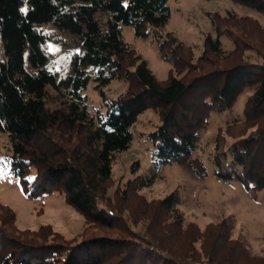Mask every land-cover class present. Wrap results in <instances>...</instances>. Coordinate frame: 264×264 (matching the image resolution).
<instances>
[{
  "label": "trees",
  "instance_id": "trees-1",
  "mask_svg": "<svg viewBox=\"0 0 264 264\" xmlns=\"http://www.w3.org/2000/svg\"><path fill=\"white\" fill-rule=\"evenodd\" d=\"M169 1L0 0V50L5 53L0 61V129L12 141L11 172L30 196L62 193L87 221L107 228L121 225L125 232L74 239L54 233L51 239L42 232L46 224L18 229L14 209L0 202V264H264V246L261 253L252 252L245 237L232 236L233 215L210 222L204 232L193 222L184 227L177 190L159 200L140 197L144 205L137 212L151 216L148 228L153 230L144 235L117 206L109 214L106 192L114 160L130 147L132 129L146 108H156L161 117L149 133L155 145L153 165L159 167L190 157L210 114L233 108L246 87L253 92L243 123L256 128L240 133L229 146L217 144L212 160L216 175L237 178L247 189L264 188V60L239 56L230 65L213 64L214 58L248 47L247 38L223 24L226 17L218 13L211 15L217 36L205 37L195 60L190 45L163 31L171 18ZM231 1L264 13V0ZM50 21L76 36L70 49L72 71L60 78L47 65L49 35L40 27ZM124 25L159 39L162 56L172 64L166 78H158L124 39ZM222 36L234 47L225 49ZM114 79H125L128 88L111 97L105 87ZM91 84L104 108L90 104L85 91ZM51 100L58 105L51 108ZM192 161L197 174H207L202 159ZM152 181L140 175L133 182L143 188ZM155 228L182 236L183 250L169 236L159 237Z\"/></svg>",
  "mask_w": 264,
  "mask_h": 264
},
{
  "label": "rangeland",
  "instance_id": "rangeland-1",
  "mask_svg": "<svg viewBox=\"0 0 264 264\" xmlns=\"http://www.w3.org/2000/svg\"><path fill=\"white\" fill-rule=\"evenodd\" d=\"M169 5L171 18L163 31L175 34L184 43L190 45L195 60L203 52L205 37L208 34L217 36L211 20V15L217 13L226 17L223 19V24L232 27L243 35V38H247L248 47L240 54L214 58L213 64L230 65L239 56L245 60H264L263 12L231 0H170ZM40 27L49 35L44 45L48 55V67L57 71L58 78L70 73L73 56L70 49L76 36L60 29L52 21L45 22ZM122 31L124 39L148 61L149 67L156 76L166 78L172 64L162 56L159 39L152 33L138 35L132 25H124ZM221 41L225 49L234 47L227 36H222ZM4 58L5 53L0 50V61ZM202 64L206 67L211 66L205 62ZM27 66L30 67L28 60ZM127 88L128 82L125 79H114L105 87V91L108 96L116 97ZM85 92L91 105L104 108V99L93 89L92 84ZM252 92L253 87H246L238 96L233 108L210 114L207 123L198 133L197 148L190 157L185 156L159 167L153 165L155 145L149 133L157 128L161 117L156 108H146L139 115L132 129L134 138L130 147L119 152L114 160L113 175L106 192L107 200L110 202V205H107L108 211H115L117 206L124 219L144 235V231L153 230L148 228L150 225L148 218L151 216L144 217L137 212L142 210L144 205L140 197L148 201L159 200L177 190L180 197L177 206L184 214V227L193 222L204 232L210 222L216 223L233 215L235 226L232 236L245 237L252 252L261 253L264 246V188L247 189L237 178H223L216 175L212 160L217 144L229 146L241 135L240 133L248 134L256 128L247 129L243 123L246 102ZM49 105L54 108L58 103L51 100ZM11 148L12 141L8 133L0 129V202L9 204L14 209L15 224L18 229H37L46 224L47 228L42 232L48 234L51 239L54 233L64 239L85 238L94 233L112 235L125 233L121 225H118V228H107L87 221L81 212L64 200L62 193L30 196L24 189L21 178L11 172ZM194 157L204 161L207 174L199 175L195 172L192 161ZM136 161L138 165L134 170L133 164ZM140 175L145 179L149 176L153 177L152 183L143 188H136L133 181ZM130 181L132 182L129 183ZM166 230L169 231L167 228H155L154 232L158 233L159 237L169 236L174 240V244L177 241L175 246L182 251V236L175 238L173 232L166 234ZM195 246L201 251V241Z\"/></svg>",
  "mask_w": 264,
  "mask_h": 264
},
{
  "label": "built area",
  "instance_id": "built-area-1",
  "mask_svg": "<svg viewBox=\"0 0 264 264\" xmlns=\"http://www.w3.org/2000/svg\"><path fill=\"white\" fill-rule=\"evenodd\" d=\"M109 211H110V213H111V214H113V213H114V211H113V210H109Z\"/></svg>",
  "mask_w": 264,
  "mask_h": 264
}]
</instances>
